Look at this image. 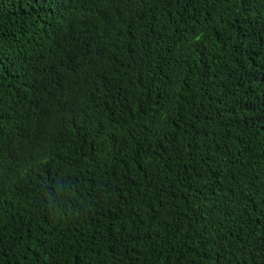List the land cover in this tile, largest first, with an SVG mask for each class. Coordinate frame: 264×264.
I'll use <instances>...</instances> for the list:
<instances>
[{"label":"trees","instance_id":"trees-1","mask_svg":"<svg viewBox=\"0 0 264 264\" xmlns=\"http://www.w3.org/2000/svg\"><path fill=\"white\" fill-rule=\"evenodd\" d=\"M0 264H264V0H0Z\"/></svg>","mask_w":264,"mask_h":264}]
</instances>
